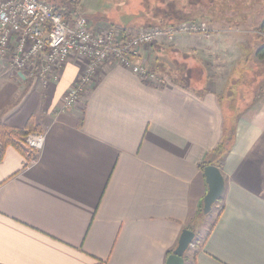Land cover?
<instances>
[{"label": "crops", "instance_id": "obj_1", "mask_svg": "<svg viewBox=\"0 0 264 264\" xmlns=\"http://www.w3.org/2000/svg\"><path fill=\"white\" fill-rule=\"evenodd\" d=\"M141 1L111 0L108 10L105 1L81 0L69 18L85 15L95 32L134 34L148 21ZM214 40L182 34L132 59L165 72L171 46L200 53L209 61L198 57L193 81L189 69L167 70L157 85L107 61L82 102L65 111L61 100L84 70L80 55L50 82L1 64L0 121L44 131L46 142L37 157L0 143V264H166L185 228L205 229L185 264H264V90L237 110L231 77L217 74L225 62ZM227 135L223 160H210L225 189L206 227L198 217L208 191L203 167Z\"/></svg>", "mask_w": 264, "mask_h": 264}, {"label": "built area", "instance_id": "obj_2", "mask_svg": "<svg viewBox=\"0 0 264 264\" xmlns=\"http://www.w3.org/2000/svg\"><path fill=\"white\" fill-rule=\"evenodd\" d=\"M197 31L206 32V25L191 20L165 28L147 27L134 34L115 27L95 32L88 17L77 14L68 19L49 1L0 0V66L6 62L30 80L50 82L59 79L60 68L72 54L80 55L84 70L61 100V110L65 111L82 102L107 61L124 65L143 80L161 85L165 79L145 64L134 63L133 57L145 46ZM21 141L29 156L37 157L45 146L46 133L29 131Z\"/></svg>", "mask_w": 264, "mask_h": 264}, {"label": "rangeland", "instance_id": "obj_3", "mask_svg": "<svg viewBox=\"0 0 264 264\" xmlns=\"http://www.w3.org/2000/svg\"><path fill=\"white\" fill-rule=\"evenodd\" d=\"M46 1L55 4L57 7L59 6L58 10L62 11V13H67L69 8L72 9V12H76L81 0ZM100 1L108 3V10H111V0ZM123 1L125 2L126 0H113L112 7L114 4L116 7ZM173 2L174 8H181V12L185 13L186 11L189 13L187 15L192 21L206 25V32L197 31L188 34H204L207 37L211 35L214 37V52H216L217 58L221 62L220 65L225 62L220 70L217 69V74L223 78H227V76L231 77L228 80L230 82L228 86L232 89L235 85L232 93H235L238 97L234 100L230 99V103H236L237 110H239L240 107L251 102V100H248L251 96L256 98L257 95H261V91L264 90V70L261 71L260 66L262 65L258 63L259 60L255 54L264 45V33L258 30L264 21V0H173ZM105 12L107 11L105 10ZM206 16H210L211 19L213 18L218 22L213 25L217 29L211 26L212 23L206 19ZM147 25V20H143V22L136 23L135 28L143 27L139 29L142 30L147 28ZM125 26L129 28V26ZM125 30L129 31L128 29ZM188 54L182 51L175 52V49L171 46L166 51V54H163V59L168 60L169 65L167 66V70L173 75L184 76L187 73V69H189V72L193 73V81V79H196L195 77L200 75L201 71L197 65L198 57L202 58L200 60H203V63L208 62L209 60L207 59L209 58L202 56L200 53H198L199 56L193 53ZM184 59L187 62H183V65H181V62L185 61ZM160 68L156 69V71L149 69L157 76L165 78V74L168 72L166 70L165 73L163 72L165 69L163 67ZM211 74L212 71L209 70L208 75ZM242 97L245 99L239 100ZM215 212L216 210L213 209L204 216L205 219L203 220L206 227L209 221L214 219ZM204 225L203 228L205 227ZM204 230L202 229L197 232L194 244L199 241V237L201 238V234H204L202 233Z\"/></svg>", "mask_w": 264, "mask_h": 264}, {"label": "trees", "instance_id": "obj_4", "mask_svg": "<svg viewBox=\"0 0 264 264\" xmlns=\"http://www.w3.org/2000/svg\"><path fill=\"white\" fill-rule=\"evenodd\" d=\"M173 3H174L173 0H142L140 2V5L142 6L143 13L146 16V19H148L147 26L148 27L158 26V27L165 28L170 25H176L179 23L192 20L187 15L189 13H187L186 11L185 13L181 12L182 10L181 8H174ZM55 7L56 9H58L59 6L57 7L55 5ZM65 15L68 19H70L69 18L70 12L65 13ZM258 30L264 33V21L262 22ZM255 55L257 56V59L259 61L263 62L262 66H260L262 69L261 71H263L264 70V45L261 46L257 50ZM33 130H34L33 128H28V129L9 128L7 125H5L4 123L0 121L1 146L5 148L8 145H13L23 150V152L27 153L26 149H24L25 147L24 148L22 147L23 145L21 144V139L22 137L27 135L29 131H33ZM231 140H232L231 136L227 135L226 138L208 154L207 156L208 160L205 161L206 165L214 164L212 163V161H210L211 158L213 160H216V162L222 161L223 158L225 157L224 155H226L227 152L229 151ZM0 159H1V156H0ZM221 200H222V197L218 200V202L215 205H218L221 202ZM203 205H204V200L202 201L201 207H199L200 208L198 211L199 218L204 217L206 215L203 212V207H202ZM219 207H220V213H221L223 210V207L221 206ZM212 226H214V224ZM191 229L195 231V229L193 228ZM192 244H194V242Z\"/></svg>", "mask_w": 264, "mask_h": 264}, {"label": "water", "instance_id": "obj_5", "mask_svg": "<svg viewBox=\"0 0 264 264\" xmlns=\"http://www.w3.org/2000/svg\"><path fill=\"white\" fill-rule=\"evenodd\" d=\"M204 175L208 184V191L204 197L203 212L208 214L213 206L222 197L225 189V179L221 169L216 164H208L204 167ZM196 233L191 228H185L180 236L177 247L167 258L166 264H185V254L191 247Z\"/></svg>", "mask_w": 264, "mask_h": 264}]
</instances>
